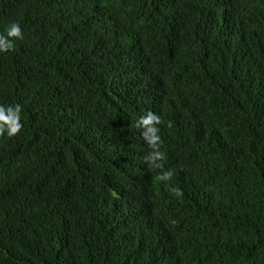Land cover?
<instances>
[{
    "label": "trees",
    "instance_id": "16d2710c",
    "mask_svg": "<svg viewBox=\"0 0 264 264\" xmlns=\"http://www.w3.org/2000/svg\"><path fill=\"white\" fill-rule=\"evenodd\" d=\"M12 21L0 264H264V0H0Z\"/></svg>",
    "mask_w": 264,
    "mask_h": 264
},
{
    "label": "clouds",
    "instance_id": "9594fccd",
    "mask_svg": "<svg viewBox=\"0 0 264 264\" xmlns=\"http://www.w3.org/2000/svg\"><path fill=\"white\" fill-rule=\"evenodd\" d=\"M22 30L18 22H9L3 33H0V54L8 53L14 49L15 42L21 40ZM21 105H3L0 104V137L13 138L22 130L21 123ZM162 119L160 115L153 111H148L141 115L133 125L139 130L140 138L147 147L143 163L149 168L163 170L166 154L162 151L161 128ZM173 173L171 170L162 171L161 180H171ZM172 193L176 197L183 196L179 188H172Z\"/></svg>",
    "mask_w": 264,
    "mask_h": 264
}]
</instances>
